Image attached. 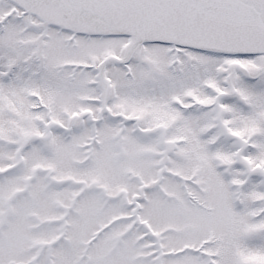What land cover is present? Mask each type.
Returning <instances> with one entry per match:
<instances>
[{
	"label": "snow or ice",
	"instance_id": "snow-or-ice-1",
	"mask_svg": "<svg viewBox=\"0 0 264 264\" xmlns=\"http://www.w3.org/2000/svg\"><path fill=\"white\" fill-rule=\"evenodd\" d=\"M0 264H264V0H0Z\"/></svg>",
	"mask_w": 264,
	"mask_h": 264
}]
</instances>
